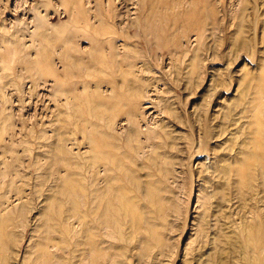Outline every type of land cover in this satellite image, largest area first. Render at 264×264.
I'll use <instances>...</instances> for the list:
<instances>
[{
	"label": "rangeland",
	"instance_id": "obj_1",
	"mask_svg": "<svg viewBox=\"0 0 264 264\" xmlns=\"http://www.w3.org/2000/svg\"><path fill=\"white\" fill-rule=\"evenodd\" d=\"M0 264H264V0H0Z\"/></svg>",
	"mask_w": 264,
	"mask_h": 264
},
{
	"label": "bare ground",
	"instance_id": "obj_2",
	"mask_svg": "<svg viewBox=\"0 0 264 264\" xmlns=\"http://www.w3.org/2000/svg\"><path fill=\"white\" fill-rule=\"evenodd\" d=\"M126 4V3H125ZM261 132V131H260Z\"/></svg>",
	"mask_w": 264,
	"mask_h": 264
}]
</instances>
